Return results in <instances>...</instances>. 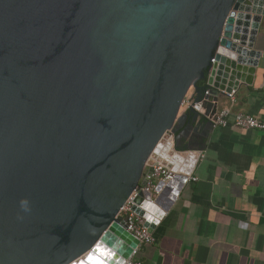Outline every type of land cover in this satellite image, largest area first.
Segmentation results:
<instances>
[{
	"label": "water",
	"instance_id": "1",
	"mask_svg": "<svg viewBox=\"0 0 264 264\" xmlns=\"http://www.w3.org/2000/svg\"><path fill=\"white\" fill-rule=\"evenodd\" d=\"M263 17L259 0H0V264H124L150 157L167 132L196 145L191 90L212 115L253 84ZM187 184L136 198L151 233Z\"/></svg>",
	"mask_w": 264,
	"mask_h": 264
},
{
	"label": "crops",
	"instance_id": "2",
	"mask_svg": "<svg viewBox=\"0 0 264 264\" xmlns=\"http://www.w3.org/2000/svg\"><path fill=\"white\" fill-rule=\"evenodd\" d=\"M256 49L262 56L253 84L221 98L218 109L264 122V17ZM204 97L191 90L183 109L200 112L187 128L196 145L178 146L175 137V147L163 152L172 162L204 153L193 173L198 181L188 182L155 231L156 243L143 245L138 256L145 264H264V131L214 127L207 115L213 103Z\"/></svg>",
	"mask_w": 264,
	"mask_h": 264
},
{
	"label": "built area",
	"instance_id": "3",
	"mask_svg": "<svg viewBox=\"0 0 264 264\" xmlns=\"http://www.w3.org/2000/svg\"><path fill=\"white\" fill-rule=\"evenodd\" d=\"M248 1L254 2L255 0ZM212 62L215 63L216 59H213ZM205 93L208 94V91ZM235 94L236 91H233L228 97L233 98ZM188 100L185 102V106L188 104ZM208 118L214 127L227 128L235 126L246 131H264V122L262 120L251 114L235 112L231 108L218 109L212 115H209ZM175 137V134L172 132H167L163 136L147 163L150 166L151 174L149 175L147 172V175L142 180L141 187H138L132 193L120 211L119 218L125 223V229L140 241V245L133 249L130 257L125 260L124 264H145L138 260L141 247L156 243V237L146 226V220L134 211L136 198L143 193L147 199L155 201L160 195V192L157 191L159 184H168L179 175L187 177L188 182L198 181V178L193 173L199 163L205 159L206 155L204 153L197 154L193 152L189 154L190 156L186 160L181 158H177L173 162L167 160L163 152L167 148L173 149L175 147ZM172 153L174 155L175 151H172Z\"/></svg>",
	"mask_w": 264,
	"mask_h": 264
},
{
	"label": "trees",
	"instance_id": "4",
	"mask_svg": "<svg viewBox=\"0 0 264 264\" xmlns=\"http://www.w3.org/2000/svg\"><path fill=\"white\" fill-rule=\"evenodd\" d=\"M199 86L202 87V89H204V91H207V89H208V86H207V82H206V81H201V82H199ZM138 260H140L141 262H143V261L139 258V256H138ZM143 263H145V262H143Z\"/></svg>",
	"mask_w": 264,
	"mask_h": 264
}]
</instances>
